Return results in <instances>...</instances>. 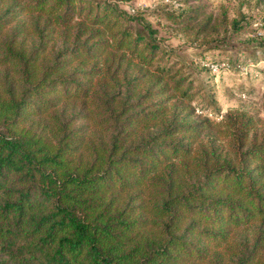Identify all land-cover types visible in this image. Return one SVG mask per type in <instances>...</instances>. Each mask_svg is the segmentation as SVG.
<instances>
[{
	"label": "trees",
	"instance_id": "trees-1",
	"mask_svg": "<svg viewBox=\"0 0 264 264\" xmlns=\"http://www.w3.org/2000/svg\"><path fill=\"white\" fill-rule=\"evenodd\" d=\"M139 20L0 0V264H264V113H198L188 65ZM257 53L202 63L260 76Z\"/></svg>",
	"mask_w": 264,
	"mask_h": 264
},
{
	"label": "rangeland",
	"instance_id": "rangeland-1",
	"mask_svg": "<svg viewBox=\"0 0 264 264\" xmlns=\"http://www.w3.org/2000/svg\"><path fill=\"white\" fill-rule=\"evenodd\" d=\"M122 10L149 22L157 29L159 38L175 49L188 65V71L195 81L199 96L196 106L209 105L212 111L221 108H245L264 113V71L256 76L234 72L229 69L219 74L202 65L207 58L235 61L243 51L258 50V57H264V0H186L181 4L173 0H108ZM196 9L202 14L198 23L211 15L206 29L197 32L198 24L186 26L174 22L169 13L183 19L186 13ZM226 11L225 24H220ZM139 20V21H140ZM139 27L138 21H133ZM264 66V62L260 63ZM242 90L249 94L243 95Z\"/></svg>",
	"mask_w": 264,
	"mask_h": 264
},
{
	"label": "built area",
	"instance_id": "built-area-1",
	"mask_svg": "<svg viewBox=\"0 0 264 264\" xmlns=\"http://www.w3.org/2000/svg\"><path fill=\"white\" fill-rule=\"evenodd\" d=\"M225 1H227V0H225ZM231 1H237V0H231ZM202 64L204 67L210 69L215 74H219L222 70L227 69L225 62L206 61V62H203ZM252 70H253V68H250V67H244L243 68L244 74H249L250 71H252ZM255 75L257 76L256 73H255ZM243 95L245 96L246 94L244 93ZM197 112L200 114L208 115L209 117H216L217 119H220L223 116V113L214 114L213 112H211L209 110L204 111L200 107H197Z\"/></svg>",
	"mask_w": 264,
	"mask_h": 264
}]
</instances>
